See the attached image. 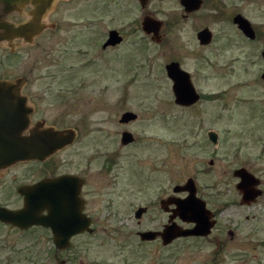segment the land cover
<instances>
[{"label":"rangeland","instance_id":"rangeland-1","mask_svg":"<svg viewBox=\"0 0 264 264\" xmlns=\"http://www.w3.org/2000/svg\"><path fill=\"white\" fill-rule=\"evenodd\" d=\"M235 12L261 31L258 41L220 45L226 36H237L231 22ZM54 18L58 25L52 39L22 50L10 60L9 70L30 78L28 87L40 94V115L56 125L74 127L82 135L84 145L76 143L67 152V168L84 166L83 161L91 155L89 138L96 142L98 156L89 167L101 173L102 200L95 233L76 239L75 244H82L84 250L72 264H79V259L83 264H264V225L259 226L251 215L264 212V207L256 206V211L241 208L236 197L225 217L237 222L228 224L237 232L222 249L216 250L209 240L191 239L163 248L157 241L138 238L137 231L158 226L161 211L151 207L138 224L133 209L146 204V192L135 180L128 184L124 175L129 170L151 176L154 172L162 178L159 190L166 195L188 177L198 185L219 182L228 189L230 199L237 194L234 169L245 166L264 182V79L260 76L264 64L259 55L264 49V0H213L198 16L180 21L171 32L181 66L191 72L192 83L201 94L187 106L174 101L172 81L164 71L170 53L160 56L163 49L168 50L166 44L157 46L149 40V49L142 51V34L134 29L137 15L60 14ZM97 23L102 30L113 26L126 34L116 51L98 50ZM204 25L218 35L215 47L220 55H214L212 68L206 60L208 49L199 48L195 54L186 53L188 46L184 47L196 45L194 29ZM126 110L138 118L123 125L118 120ZM123 129L138 139L132 146L121 147L116 140ZM209 131L220 137L218 146L207 138ZM210 158L215 160L213 166L207 163ZM110 159L116 161L112 171L105 165ZM114 172L116 184L111 183ZM153 187L157 189V184L150 183L149 195L157 191ZM109 192L118 197L107 207ZM128 193L135 198L131 206L123 198ZM244 214L249 215L248 220ZM238 222L242 224L239 230ZM5 237L1 235L0 242L14 245L15 251L7 245L0 247V264H57V258L64 257L54 252L43 230L22 238L8 233Z\"/></svg>","mask_w":264,"mask_h":264},{"label":"flooded vegetation","instance_id":"flooded-vegetation-1","mask_svg":"<svg viewBox=\"0 0 264 264\" xmlns=\"http://www.w3.org/2000/svg\"><path fill=\"white\" fill-rule=\"evenodd\" d=\"M197 2L198 4L195 3L197 4V7L189 10L186 8L187 6L182 3V0H0V80H14L19 77L24 78L23 86L19 92L20 95L24 97V104L26 108V112H23L21 103L16 104V101L12 103L15 100L13 97H5L1 99L0 160L6 158H14L15 160L10 164L0 166V209L5 208L8 210H19L25 203V195L21 191L22 188H33V186L37 185L42 180L67 176L64 180V184L62 185L63 192L57 194L55 193V196L57 198H61V196H63L68 204V211L72 210L74 213H78L80 220L83 222L88 221L89 223L88 231L84 229L73 233L70 236L66 247L57 248L53 241V232L51 227L43 226L41 224H32L26 227H21L0 219V236L3 235L4 240H6L5 235L7 233L14 237L22 238V235L32 236L36 230H43L49 235L54 252L56 254H64V257L57 258V264H72L74 263L75 256L84 250V246H82V244H75L76 239L95 233V224L98 219L97 207L102 200V185L101 178L99 176L101 173L98 174L97 172L91 171V167H89V165H92V163L96 161L98 156L94 150V144L96 143L95 140L93 138H89V145L91 146V150L89 152L91 155L83 161L84 166H80L77 170L67 168V152L75 146L76 143H83L84 145V142L81 140L82 135L74 127L56 125L52 121H49L47 117L39 114L40 105L38 96L40 94L33 93L31 88L28 87L31 82L28 76L21 73H14L9 70L11 68L10 60L17 57L22 50L37 47L44 41V39H52L53 31L58 25L54 18L56 15L92 14L94 16L102 17L132 14L137 15L138 18L136 24L134 25V29L142 34L141 36L143 38H141V45L144 44V46H140L142 51L146 52V50L149 49V40L150 42L157 44V46L166 44L165 48L168 47V50L163 49V51L160 52V56L165 54V51L170 53V57L165 59L166 61L164 60V71L167 77L171 79V77L167 74V64L177 62L179 68L187 72L192 83L191 76L193 79V75L189 70L181 66L179 58L180 55L175 52V45L172 44V41H176V38L174 39L171 32L176 30L177 24L180 21L192 19L193 17L198 16L202 9L212 4L213 0H197ZM238 14L242 15L240 12H235L231 15V22L236 27L237 36L232 35V38L231 35L226 36L225 41H222L220 45L223 43V46H226L227 43H232L235 46V43L240 44L241 41L244 43L246 40L253 43L260 39V36L262 35L261 31L254 27L252 23L243 15L242 16L250 22L251 28L253 29V37L246 35L238 24L234 22V18ZM146 20H150L153 21V23L156 22L158 24L156 32H153V29L150 32L145 30L143 22ZM98 25V23L95 25L98 27L97 30L100 32L101 37L98 50L109 53L116 51L117 47L124 42L126 34H123L120 29L113 26H108L102 30V26ZM204 29L208 32V40L205 43H201L198 38V33ZM112 30H115L117 35L120 36V41H107L110 36V31ZM193 36L196 45H194L193 48H189L191 44L184 45V47L188 46L186 47V53H193L194 51L196 54L199 48L208 49L209 56L205 58L208 61V66L212 68L214 55H220L219 49L215 47L218 40L217 32L207 25H204L195 27ZM239 44L237 46H239ZM213 50L216 51L214 52ZM263 51L264 49L260 50L259 55L264 64L262 55ZM124 55L128 56V53H125ZM201 57L203 56L201 55ZM262 73L260 75L261 78ZM3 90L4 92L14 91L13 89ZM196 93L199 95V98L197 99L198 101L201 94L197 91ZM43 94H47V92L43 91ZM122 113L120 114L118 121L123 125L138 118L136 117L134 120L123 122L120 121ZM22 117L26 120L24 128H22ZM35 126H39L40 131H45L48 128H72L75 131V137L71 143L65 145L63 148L57 149L49 155H45L43 152L44 150L41 147L39 156L42 159L37 158L33 156V145L31 139L32 130ZM124 131L130 132L127 129H123L120 131V135L116 138V140L120 142L121 147L132 146L138 141V139L132 135L133 140L131 142L123 143L122 133ZM116 134H119V132L116 131ZM207 138L215 146H218L220 141V137L218 135H216L214 141H212L208 135ZM22 139H24V143L22 142ZM6 141L13 142L12 147L8 146L6 148ZM23 147L26 149V156L22 159L21 155ZM82 153H84L83 148ZM207 163L209 166H213L215 164V160L210 158ZM115 164L116 161L114 159H110L105 163L106 168L110 166V171L114 169ZM62 165L64 167H61ZM238 168H243L246 172L252 174L256 179V183L251 186L254 190V194L248 202L243 199V193L236 185L239 181H241V177H237L238 181L235 184L237 194L234 196V199H230L228 197V193L226 192L228 189H226L225 185L220 184L219 182L198 185L192 177H188L183 183H176L172 187V193H168L166 195L163 190H159V187L162 184V178L158 175H154V172L151 176L147 172L129 170V173L124 174L127 175L126 179H128V184L135 180L137 185L139 187L141 186L146 192L144 194L146 204H137L133 209V214L137 223L140 224L142 221L141 219L145 218L149 214L151 207H159L161 211L159 217L161 218V221L158 226L141 231L152 230L162 232L166 226L171 224L181 229L193 228L195 226V222L184 221L178 214V204L181 205L182 200H189L188 203H191V206H197V208H201L203 212L205 210L203 214L206 216V223L208 225L210 224L208 231L206 230V227L201 229V231H207L206 234H191L187 236L180 235L166 244L163 243L160 235H157L152 240H141L138 235L140 231H137L136 234L138 238L142 242L157 241V243H159L163 248L171 246L175 243L180 244L182 241L188 239L197 241L202 240L201 242L209 240L214 244L216 250L222 249L228 240L235 237L237 232L234 229H231L228 225L237 224V222L231 217H225V214L228 212L229 205L232 203L234 204L237 201L236 197L238 199V205H240L241 208H250V211H256V206L264 207V182L245 166H240ZM189 179L193 180V185H191L192 188H194L193 194L190 193L189 189L183 188ZM112 180L113 182H109L116 184V172H114ZM150 183H152V185L157 184V189L153 187V190L155 189L157 191L152 195L147 193ZM175 187H178L179 190L175 191ZM32 188L30 189L29 194L34 204L38 205L42 202L47 203L48 199L52 200L53 192L50 193L45 192L44 190H38L37 188ZM109 193L106 197L107 200H105V206L107 207L114 203L115 197H118L113 192L110 193L111 195ZM130 193H132L131 189ZM130 193L125 195L123 198L126 199L131 206L133 205L135 198L133 194ZM140 207L144 208L143 213L140 217H136V211ZM39 213L41 215H45L48 214V210L42 209ZM251 215L252 218L258 219L257 223L259 226L264 225V212H253ZM244 218L248 220L249 215L244 214ZM241 225L238 222L237 230H239ZM6 245L8 248H12L13 251H15L14 245L11 247V244L0 242V247L5 248ZM160 255L161 250L158 249L157 258H159ZM83 263L84 261L79 259V264Z\"/></svg>","mask_w":264,"mask_h":264},{"label":"water","instance_id":"water-1","mask_svg":"<svg viewBox=\"0 0 264 264\" xmlns=\"http://www.w3.org/2000/svg\"><path fill=\"white\" fill-rule=\"evenodd\" d=\"M194 1V2H193ZM182 3L185 4L189 10L197 7V0H182ZM197 3V4H195ZM234 22L242 29V31L253 37V29L251 28L250 22L244 18L242 15L238 14L234 18ZM145 30L150 32L153 29V32H156L158 24L150 20L143 22ZM198 38L201 43H205L208 40V32L206 29L198 33ZM108 42H117L120 41V36L117 35L115 30L110 31V36L107 40ZM264 59V51L262 53ZM167 74L172 79V89L174 94V101L176 104L180 105H190L197 101L199 95L196 93L194 86L192 85L187 72L179 68L177 62H171L166 66ZM262 78H264V72L262 73ZM23 77L16 78L14 80H0V103L1 99L5 97H13L16 101V104H20L23 108V112L26 110L24 104V97L20 95V89L23 86ZM3 89H13V92H4ZM9 91V90H8ZM12 91V90H10ZM21 99V100H20ZM26 112V111H25ZM137 115L132 111H125L122 113L120 121L127 122L134 120ZM26 120L22 117V128L25 127ZM209 138L214 141L216 133L214 131H209L207 133ZM75 137V131L72 128L66 129H55L48 128L45 131H40L39 126H35L32 130V145H33V156L41 158L39 156V151L41 147L45 155H49L55 152L57 149L63 148L65 145L71 143ZM133 140V136L130 132L124 131L122 133V142L128 143ZM24 143V139H22ZM13 142L6 141V148L8 146L12 147ZM26 149L22 148L21 158H25ZM30 154V153H29ZM42 159V158H41ZM14 158H6L0 160V166L10 164L14 162ZM234 176L241 177L236 185L237 188L243 193V199L247 202L252 198L254 190L251 187L256 183L254 176L246 172L243 168H237L234 170ZM67 176H60L55 179H45L39 182L33 188L38 190H44L45 192H53L52 200L48 199L47 203H39L38 205L34 204L30 198L29 191L32 187L22 188V193L25 195L24 206L19 210H8L5 208L0 209V219L11 222L13 224L19 225L21 227H26L32 224H41L43 226H49L53 232V241L57 248H64L68 245V240L73 233L89 230L88 221L83 222L79 219L78 213H74L72 210L68 211V204L63 196L57 198L55 193H62V185ZM193 180L189 179L186 185L183 188L189 189L190 193H194V188H192ZM32 188V189H33ZM175 191L179 190L178 187L174 188ZM189 200H182L181 205L178 204L179 212L178 214L184 221L195 222V226L191 229H181L173 224L168 225L162 232L146 230L140 231L138 233L141 240H152L157 235L162 237L163 243H169L172 239L177 236L191 235V234H206L208 231V225L205 220V215L201 208L197 206H191V203H188ZM47 209L48 214L41 215L40 210ZM204 209V208H203ZM144 208L140 207L136 211V217H140L143 213ZM203 227H206L207 231H201Z\"/></svg>","mask_w":264,"mask_h":264}]
</instances>
